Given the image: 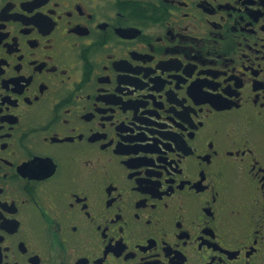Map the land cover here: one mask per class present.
<instances>
[{
	"label": "flooded vegetation",
	"instance_id": "af4514ba",
	"mask_svg": "<svg viewBox=\"0 0 264 264\" xmlns=\"http://www.w3.org/2000/svg\"><path fill=\"white\" fill-rule=\"evenodd\" d=\"M0 264H264V0H0Z\"/></svg>",
	"mask_w": 264,
	"mask_h": 264
}]
</instances>
